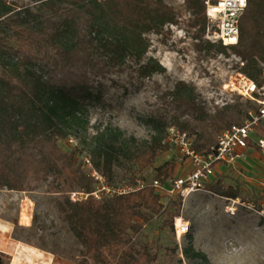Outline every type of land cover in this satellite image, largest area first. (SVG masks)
I'll list each match as a JSON object with an SVG mask.
<instances>
[{
	"label": "trees",
	"instance_id": "16d2710c",
	"mask_svg": "<svg viewBox=\"0 0 264 264\" xmlns=\"http://www.w3.org/2000/svg\"><path fill=\"white\" fill-rule=\"evenodd\" d=\"M186 5L196 18L207 6L205 0H186ZM164 7L151 0H43L33 9L12 12L0 0V43L17 55L9 72L0 70V189L26 190L50 175L72 188L87 179L75 153L59 141L67 138L68 126L79 124L89 106L101 100L100 85L93 84L95 77L122 70L129 61L144 76L163 70L152 57L141 61L145 47H140L138 39L144 32L156 30L165 18L171 20ZM9 23L14 29L4 28ZM49 35L54 37L56 55L52 58L9 40L11 36L29 38L40 45ZM209 44L222 51L231 48L245 61L243 72L262 84L264 0H249L236 45ZM184 87L177 89V99L182 111L193 113L194 88ZM155 128L156 135L147 141L118 127H107L95 136V168L111 177L113 166L121 162L135 165L139 171L154 167L157 157L171 148L164 141L165 125ZM175 162L171 159L157 165L153 178L166 183L174 175ZM208 187L222 196H239L235 187L220 179ZM91 188L85 190L91 192ZM176 196L180 199L170 198L167 207L152 183L101 200L94 196L73 200L64 193L59 210L82 245V259L72 264H155L158 255L148 244L131 247L125 235L141 232L160 214L165 215L163 224L174 228L182 195ZM0 264H5L1 255Z\"/></svg>",
	"mask_w": 264,
	"mask_h": 264
},
{
	"label": "rangeland",
	"instance_id": "374dc122",
	"mask_svg": "<svg viewBox=\"0 0 264 264\" xmlns=\"http://www.w3.org/2000/svg\"><path fill=\"white\" fill-rule=\"evenodd\" d=\"M3 1L12 12H17L23 8L33 9L43 0ZM151 1L162 2L171 20L163 18L156 30L146 31L138 39L140 47H145L141 61L152 57L163 70L144 76L136 64L129 61L122 70L116 68L95 77L93 84L100 85L101 100L89 106L85 119L79 124L74 122L68 126L67 138L59 141L63 148L75 153L77 164L83 165L84 158H90L92 166H82L87 179L72 188L50 175L26 190L0 189V221L13 226V229L3 227V231L8 230L13 238L53 254L57 259L54 264H72L82 259V245L58 207L64 193L71 197L73 192H86L87 186L94 190L105 182L111 187L134 185L138 179L151 183L157 165L165 160L181 161L171 147L157 157L154 167L139 171L135 165L121 162L113 166L112 176L107 177L95 168L96 135L110 126L140 140L151 141L157 133L155 125L160 129L165 125V137L168 130L175 127L190 134L196 144L209 147L216 143L224 128L242 122L252 108L249 99L225 91L232 74L239 69L240 57L231 48L222 51L210 46V42H218L213 37L214 26L207 6L196 18L186 0ZM14 27L9 23L4 28ZM53 38L49 35L40 45L29 38L11 36L9 40L22 42L38 55L52 58L56 55ZM16 57L0 43L2 72L10 71ZM260 65H264L263 62ZM183 87L194 88L196 110L193 113L181 110L177 89ZM95 171L104 176L103 181H98ZM219 179L235 187L239 196H222L207 186L186 198L181 197L177 217L190 221L189 233L177 235L176 217L171 228L163 224L165 215L160 214L141 232L125 235L130 246L148 244L158 255L155 264H264V154L251 152L249 148L246 156L221 167L213 182ZM107 198L111 197L105 192L102 199ZM163 201L170 207L169 199ZM0 255L5 264H10L8 255L1 251Z\"/></svg>",
	"mask_w": 264,
	"mask_h": 264
},
{
	"label": "built area",
	"instance_id": "2783aa9c",
	"mask_svg": "<svg viewBox=\"0 0 264 264\" xmlns=\"http://www.w3.org/2000/svg\"><path fill=\"white\" fill-rule=\"evenodd\" d=\"M208 17L214 26L213 37L223 45H236L240 39L241 19L248 6L249 0H205ZM245 61L240 58L239 69L232 74V81L226 85V92H233L249 99L256 107L251 108L244 120L224 128L215 144L198 149L193 137L185 131L171 127L165 137V143L176 150L181 161L175 162L174 175L162 183L153 178L151 183L161 194L162 199H170L176 195L186 198L194 192L204 190L212 183L221 167L233 164L243 158L249 148L264 154V66L263 82L259 84L249 77L242 68ZM92 166L90 158H84L83 167ZM98 181L104 176L98 174ZM105 182V181H104ZM134 185H119L111 187L106 182L91 192H73V200L87 199L89 196L101 200L106 194L114 197L143 188L147 182L138 179ZM103 193V194H102ZM176 233L179 236L190 232V221L184 219L177 223Z\"/></svg>",
	"mask_w": 264,
	"mask_h": 264
},
{
	"label": "crops",
	"instance_id": "0c3cea01",
	"mask_svg": "<svg viewBox=\"0 0 264 264\" xmlns=\"http://www.w3.org/2000/svg\"><path fill=\"white\" fill-rule=\"evenodd\" d=\"M256 151L258 150L251 149V152ZM3 227L13 229V226L0 221V251L8 255L10 264H54L57 261L53 254L38 246L13 238L8 230L3 231Z\"/></svg>",
	"mask_w": 264,
	"mask_h": 264
},
{
	"label": "bare ground",
	"instance_id": "6f19581e",
	"mask_svg": "<svg viewBox=\"0 0 264 264\" xmlns=\"http://www.w3.org/2000/svg\"><path fill=\"white\" fill-rule=\"evenodd\" d=\"M183 220H184L183 217H178V218H177V223H180V222L183 221Z\"/></svg>",
	"mask_w": 264,
	"mask_h": 264
}]
</instances>
